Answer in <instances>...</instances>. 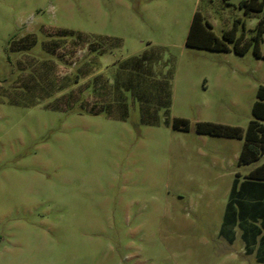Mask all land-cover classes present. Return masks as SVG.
Returning <instances> with one entry per match:
<instances>
[{"label":"rangeland","instance_id":"374dc122","mask_svg":"<svg viewBox=\"0 0 264 264\" xmlns=\"http://www.w3.org/2000/svg\"><path fill=\"white\" fill-rule=\"evenodd\" d=\"M243 1L0 0V264H264L220 233L264 156L196 130L253 118L264 8ZM198 10L221 38L240 18L248 51L188 45Z\"/></svg>","mask_w":264,"mask_h":264},{"label":"trees","instance_id":"16d2710c","mask_svg":"<svg viewBox=\"0 0 264 264\" xmlns=\"http://www.w3.org/2000/svg\"><path fill=\"white\" fill-rule=\"evenodd\" d=\"M246 11H261L264 0H244ZM242 20H236L233 28L224 32L223 38L219 37L212 29L210 21L198 10L195 12L187 38L190 46L205 47L213 50L229 51V42L235 43L238 53H245L252 42L246 39V32L237 35ZM255 52L263 56L260 50V38L264 34V18L260 20ZM253 118L244 131L239 126L226 125L209 121H199L196 130L200 133L226 135L243 138L244 145L239 157V163L250 164L259 161L264 156V85L257 92V99L253 105ZM177 128L189 130L191 123L186 118H175ZM238 176H241L238 173ZM241 229V237L245 241L247 252L256 250L257 261L264 263V162L253 168L245 175L244 180L237 177L234 180L229 201L226 206L221 235L230 243L236 239V228Z\"/></svg>","mask_w":264,"mask_h":264},{"label":"crops","instance_id":"0c3cea01","mask_svg":"<svg viewBox=\"0 0 264 264\" xmlns=\"http://www.w3.org/2000/svg\"><path fill=\"white\" fill-rule=\"evenodd\" d=\"M258 165H260V164H258ZM258 165H256V166H258ZM256 166H254V167H256Z\"/></svg>","mask_w":264,"mask_h":264}]
</instances>
